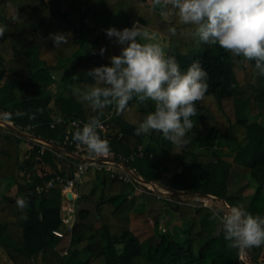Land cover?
<instances>
[{
	"label": "trees",
	"instance_id": "trees-1",
	"mask_svg": "<svg viewBox=\"0 0 264 264\" xmlns=\"http://www.w3.org/2000/svg\"><path fill=\"white\" fill-rule=\"evenodd\" d=\"M165 9L153 8L147 0H0V27L5 29L0 36V71L8 73L0 85L1 114L12 113L7 121L20 128L31 126L32 136L55 148L72 149L64 143L74 133L67 121L97 115L77 90L92 86L86 72L107 64L120 50L99 19L123 14L119 29L139 22L163 36L166 55L174 56L182 71L198 61L207 72L208 89L195 104L199 114L191 118L194 128L188 142L180 146L159 132L135 134L143 117L154 110L151 100L141 103L133 98L120 114L113 107L104 109L100 120L111 116L101 138L109 141L110 151L115 157H130L125 164L146 181L172 192L243 205L264 217V124L259 121L264 118V76L254 62H242L218 44L201 41L195 26L181 24L174 9L166 19ZM57 31L66 33V44L55 46L49 39ZM86 44L91 52H86ZM101 47L106 49L103 56ZM18 110L34 113L35 118L18 117ZM57 117L66 123L55 121ZM25 143L24 136L0 126V184L12 183L0 193V248L13 264H264V245L230 249L221 230L214 236L218 224L210 207L136 195L108 171H96L99 188L93 186L89 196L77 199L98 202L97 212L81 210L80 220L68 230L61 221V185L41 193L35 188L57 176L68 178L71 170L59 172L54 153L39 154L36 145L23 149ZM139 147L141 156L135 154ZM177 163L180 169L167 174ZM37 164H47L52 171L37 174ZM15 171L22 176L16 178ZM249 188L252 191L245 194ZM26 196L34 199L32 206ZM140 196L170 204L187 224L186 238L160 231ZM54 229L63 236H55Z\"/></svg>",
	"mask_w": 264,
	"mask_h": 264
},
{
	"label": "clouds",
	"instance_id": "clouds-1",
	"mask_svg": "<svg viewBox=\"0 0 264 264\" xmlns=\"http://www.w3.org/2000/svg\"><path fill=\"white\" fill-rule=\"evenodd\" d=\"M161 5L171 6L181 24L195 26L201 41L218 44L233 56L242 57V62H254L259 75L264 76V0H153V8ZM4 31L0 27V36ZM104 31L120 45L119 54L110 55L107 64L86 72L94 84L77 92L97 115L77 126L73 139L91 154L108 153L109 141L98 133L102 127L100 116L109 107L117 114L124 112L135 98L154 104V110L147 112L135 128L137 136L154 131L174 145L186 144L194 128L191 118L199 114L195 104L208 89L207 72L198 61L182 71L176 58L166 55L160 43L141 42L151 38L139 22H133L130 28L110 26ZM169 31L175 34L174 28ZM49 39L55 46L68 42L66 33L59 31L50 33ZM105 51L101 47L99 54L103 56ZM12 115L5 112L0 119ZM15 115L35 118L34 113L19 110ZM211 211L226 247L244 250L264 245V217L253 215L239 204Z\"/></svg>",
	"mask_w": 264,
	"mask_h": 264
},
{
	"label": "built area",
	"instance_id": "built-area-1",
	"mask_svg": "<svg viewBox=\"0 0 264 264\" xmlns=\"http://www.w3.org/2000/svg\"><path fill=\"white\" fill-rule=\"evenodd\" d=\"M110 116L111 113L107 116L104 121H101L102 127L98 129V133L102 135L101 137H103L107 132V128L109 125L106 121L110 118ZM55 121H61L66 123V120H63L60 117H57ZM84 122L86 121L80 118L68 120L67 123L69 126V131L73 132L77 126H81ZM53 125L54 123L52 122L51 126ZM0 126L6 128L10 132L18 136H24L25 138L28 134H30L31 130V126L29 125L20 128L13 125L12 123H7L5 121H0ZM28 143L30 144V147L36 145L38 147L39 154H43L46 150H49L54 154H58L59 152V149L55 148L52 143L42 138L34 137L31 134L28 138ZM64 143L72 147V149L70 150L65 147H61L62 152L68 158V163L70 165L71 170L70 176L68 178H64L62 176L51 178L43 184L37 186L35 188V192L41 193L43 191H47L55 184L61 185L62 196L70 202V205L68 208H66V210H62L61 208V221L68 230H71L74 223L76 222L75 210L77 205V199L79 197L78 189L81 183L82 176L91 168L97 171L110 172L112 177L116 176L119 180L128 183L133 188V193L136 195L144 194L155 197L156 199H166L165 196L173 194L172 191L154 181H146L133 169L129 168L125 164V162H127L130 157H115L114 153H112L111 151L104 155H94L89 153L85 146L77 143L73 138ZM135 154L137 156H141L143 154L140 147L138 148ZM68 193L71 194V198L67 196ZM52 233L58 237L63 236V232L59 229L52 230ZM240 258L241 260H244L242 256H240Z\"/></svg>",
	"mask_w": 264,
	"mask_h": 264
},
{
	"label": "rangeland",
	"instance_id": "rangeland-1",
	"mask_svg": "<svg viewBox=\"0 0 264 264\" xmlns=\"http://www.w3.org/2000/svg\"><path fill=\"white\" fill-rule=\"evenodd\" d=\"M150 4L153 5V0H147ZM158 8L162 9L164 6H157ZM172 8L171 6H167L165 10H163V15L166 19L171 18V13H172ZM124 21V15L123 14H117L112 18L108 19H99V26L102 29H107L108 27H115L117 29L121 28L123 25ZM140 26V25H139ZM143 31H146L149 33V37L151 38L150 41H144L141 40V42H155V43H160L161 46L164 48L166 51V39L158 35L152 31L147 30L145 27L140 26ZM85 50L86 52H91L92 47L90 44L85 45ZM259 121L264 124V118L260 117ZM25 149H30V144L26 140V143L24 144ZM24 155L21 154V158H23ZM39 169V167L37 166ZM45 168V167H44ZM42 164H40V173L44 172V169ZM44 169V170H43ZM180 169V164H175L172 168L169 169L167 174L172 173L173 171H177ZM23 172H17L18 177L21 175ZM92 173L94 174V170L91 168L89 169V172H85V176L83 174L82 179H81V184L79 185L78 192H86L90 187L92 186V180H90L89 176H92ZM16 174V173H15ZM22 176V175H21ZM94 181V180H93ZM9 182H5L0 184V193H4L7 190V184ZM98 185L99 188V181L95 182ZM98 190V189H97ZM252 191L251 188L244 190L245 194H249ZM98 192V191H97ZM138 195V194H137ZM96 197V196H93ZM152 197V196H151ZM155 198V197H154ZM166 199H163L167 202H170L172 204L176 203H184V204H190V205H205L212 208H221V207H227L228 205L224 202V200L213 198L211 196H203L200 194H180L178 195L176 192H173V194L169 196H165ZM141 199L142 202H145V205L147 206V210L149 209H154L157 210V219H158V228L160 231L166 230L167 232L173 234L176 236L178 239L183 240L186 238L185 235V230L187 228V224L184 222V220L180 219L179 215L174 212L170 204H165V202L158 201V200H150V198H143V196L139 197V200ZM3 254V255H2ZM2 255V256H1ZM242 258H244V254L242 253ZM0 264H13L10 259L7 258V255L4 253V251L0 248Z\"/></svg>",
	"mask_w": 264,
	"mask_h": 264
},
{
	"label": "crops",
	"instance_id": "crops-1",
	"mask_svg": "<svg viewBox=\"0 0 264 264\" xmlns=\"http://www.w3.org/2000/svg\"><path fill=\"white\" fill-rule=\"evenodd\" d=\"M8 79V73L7 72H1L0 71V85L2 84V83H4L6 80ZM0 115H2L1 114V111H0ZM0 121H5V122H7V123H12V122H10V121H7V120H5V119H0ZM13 124V123H12ZM30 134H31V132H30ZM30 134H28L27 136H26V140H28V138H29V136H30ZM39 138V137H38ZM22 148L23 149H25V146H24V144L22 145ZM59 149V152H58V154H55V163H56V166H57V169H58V171L59 172H62V173H69V171H70V165H69V163H68V158L64 155V153L62 152V148L61 147H59L58 148ZM37 166L39 167V169L37 168ZM42 166H43V168L45 169H43L44 170V172H50V171H52V169L49 167V165H47V164H42ZM93 169V168H92ZM35 170H36V172H37V174H42V173H40V164H37L36 165V167H35ZM94 170V174L92 173V176H89L90 177V180H92V186L90 187V189H88L86 192H79V195H81V194H86V195H88L89 194V192H90V190H91V188L93 187V186H98L95 182L97 181H99V179L97 178V176H96V171L97 170H95V169H93ZM88 172H89V170H88ZM16 173V174H15ZM20 173V172H19ZM23 173H21V175H22ZM20 175V176H21ZM14 176L17 178L18 176H17V172L15 171L14 172ZM84 176H85V174H84ZM83 176V177H84ZM94 180V181H93ZM19 183H23L22 181L21 182H19ZM11 182H9L8 184H7V189L11 186ZM81 184V183H80ZM89 196V195H88ZM61 203H62V205H61V207H62V210H66V208H68L69 207V205H70V202L65 198V197H63L62 196V200H61ZM3 255V254H2ZM1 255V256H2Z\"/></svg>",
	"mask_w": 264,
	"mask_h": 264
},
{
	"label": "water",
	"instance_id": "water-1",
	"mask_svg": "<svg viewBox=\"0 0 264 264\" xmlns=\"http://www.w3.org/2000/svg\"><path fill=\"white\" fill-rule=\"evenodd\" d=\"M100 136H102L100 133H99ZM71 137L73 138V134H71ZM26 163L25 162H20V165L23 166L25 165ZM20 186L23 188V190L27 193L28 192V189L26 187V185L24 183H19ZM178 195L180 194H189V192H184V191H179V192H176ZM67 196L69 198H71V194L68 193ZM26 200L30 203V205L32 206L33 203H34V199L31 198L30 196H26ZM97 205H98V202H95V201H79L77 202V205H76V221H79L80 220V211L81 210H84V209H87V210H91L92 212L96 213L97 212ZM149 215H150V218L154 221V222H157L158 219H157V210H152V209H149ZM220 232V228L219 226L217 225L216 227V230H215V233H214V236H217Z\"/></svg>",
	"mask_w": 264,
	"mask_h": 264
}]
</instances>
